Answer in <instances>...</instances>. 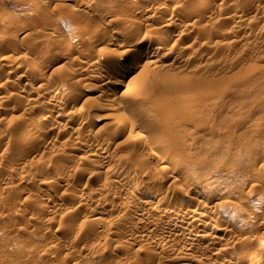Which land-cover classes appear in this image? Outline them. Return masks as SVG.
Segmentation results:
<instances>
[{
    "label": "rangeland",
    "instance_id": "obj_1",
    "mask_svg": "<svg viewBox=\"0 0 264 264\" xmlns=\"http://www.w3.org/2000/svg\"><path fill=\"white\" fill-rule=\"evenodd\" d=\"M199 1L0 0V264H264V0Z\"/></svg>",
    "mask_w": 264,
    "mask_h": 264
},
{
    "label": "bare ground",
    "instance_id": "obj_2",
    "mask_svg": "<svg viewBox=\"0 0 264 264\" xmlns=\"http://www.w3.org/2000/svg\"><path fill=\"white\" fill-rule=\"evenodd\" d=\"M242 1V0H241ZM200 2V4L203 6L204 4H206L207 2L209 3V1L208 0H200L199 1ZM237 3H239V2H237ZM236 3V4H237ZM243 3V2H242ZM242 3H239L238 4V8H241L242 10L245 8H242L243 6H244V4H242ZM199 3H198V5H200ZM207 6H209L208 4H206ZM211 5V4H210ZM202 6H200V7H202ZM246 6V5H245ZM237 8V7H236ZM239 11V10H238ZM239 15H240V12H239ZM3 36V32H1L0 33V37H2ZM71 45V44H70ZM157 47H159V45L157 46ZM41 51H44V50H41ZM46 51V50H45ZM137 51V50H136ZM38 53H40V52H38ZM43 53V52H42ZM140 56V54H136L135 56H134V58L132 59V60H130L128 63V68H127V72L128 71H131L132 69H134L135 68V66L137 65V60L140 58L139 57ZM33 60V59H32ZM102 69V68H101ZM119 69V68H118ZM119 71V70H118ZM117 74V73H116ZM95 77V76H94ZM59 92V91H58ZM59 95H60V97H62V98H64V95H66V93H60L59 92ZM58 96V95H57ZM66 97V96H65ZM59 105V104H58ZM81 108V107H80ZM79 108V109H80ZM84 108H82V110H83ZM85 110V109H84ZM79 111V110H78ZM81 111V110H80ZM38 113H40V112H38ZM42 113V112H41ZM36 114L37 116H35L34 115V118H32L31 120H28L27 121V126H28V130H29V126H33V125H38V123L39 122H43L44 120H46L47 121V118L49 117V115H48V117H44V114L42 113V114ZM47 115V114H46ZM45 115V116H46ZM50 120V119H49ZM45 122V121H44ZM40 124V123H39ZM25 125V126H26ZM36 125V126H37ZM27 128V127H26ZM26 128H25V130H26ZM37 128V127H36ZM42 128V127H41ZM31 129V128H30ZM34 129V128H33ZM39 129V128H38ZM27 134H29V133H27L26 132V135L25 136H23V137H25V139L24 140H32L31 138V136L30 135H27ZM33 136V135H32ZM264 202V194H257V197L255 198V204H262ZM181 203V202H180ZM183 204V203H182ZM203 205H205V204H203ZM203 207V206H202ZM206 207V206H205ZM209 207V206H208ZM204 208V207H203ZM210 208V207H209ZM186 213V212H185ZM252 215H256L257 213L255 212V213H251ZM140 215V214H139ZM188 216V215H187ZM205 216V215H204ZM253 216V217H254ZM258 216V215H257ZM141 217V216H140ZM146 217V216H145ZM168 217L169 218H171L172 220L174 219V215H172V214H169L168 215ZM184 217H186L185 215H184ZM198 217V216H197ZM200 218V217H199ZM180 219V218H179ZM183 219V218H182ZM185 219V218H184ZM192 219V218H191ZM205 219V218H204ZM219 219V218H218ZM176 220V219H175ZM187 220V219H186ZM201 220V219H200ZM200 220H197V221H200ZM191 221V220H190ZM194 221V220H193ZM193 221H192V223H193ZM175 222V221H174ZM188 222H189V220H188ZM205 222V221H204ZM207 222V221H206ZM177 223V222H176ZM176 223L175 224H173V221H172V224L173 225H176ZM202 223V222H201ZM179 224V223H178ZM188 224V223H187ZM167 225V224H166ZM220 225V224H219ZM170 227V226H169ZM165 228V227H164ZM169 230V229H168ZM202 230V229H201ZM228 231V230H227ZM177 232V231H176ZM198 233V232H197ZM202 234V233H201ZM179 235V234H178ZM199 236H200V234H199ZM198 236V237H199ZM166 237V236H165ZM187 237V236H186ZM218 237V236H217ZM134 238V237H133ZM182 238V237H181ZM188 238H189V235H188ZM191 238H192V236H191ZM193 238H195V237H193ZM221 238V237H220ZM170 239V238H169ZM189 240V239H188ZM134 241V240H133ZM194 241V240H193ZM214 241H215V239H214ZM188 242V241H187ZM190 242V241H189ZM195 242V241H194ZM193 242V243H194ZM185 244V243H184ZM228 245V244H227ZM167 246V245H166ZM187 246V245H186ZM189 247V246H188ZM149 250V249H148ZM249 250V249H248ZM245 251V250H244ZM243 251V252H244ZM187 253V252H186ZM260 253H264V240H262L261 242H259V244L257 245V248L255 249V250H251V251H247V252H244V254H245V256H247V257H249V258H254V257H259L261 254ZM184 255V254H183ZM182 255V256H183ZM263 255V254H262ZM180 256V255H179ZM187 256V255H186ZM185 257V256H184ZM240 257V256H239ZM182 258V257H181ZM243 258V257H242ZM176 259V258H175ZM178 260H179V257H178Z\"/></svg>",
    "mask_w": 264,
    "mask_h": 264
}]
</instances>
